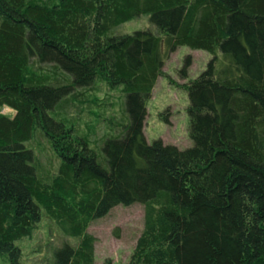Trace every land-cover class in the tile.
I'll use <instances>...</instances> for the list:
<instances>
[{
    "label": "trees",
    "instance_id": "trees-1",
    "mask_svg": "<svg viewBox=\"0 0 264 264\" xmlns=\"http://www.w3.org/2000/svg\"><path fill=\"white\" fill-rule=\"evenodd\" d=\"M143 14L156 32L111 34ZM180 46L214 57L187 84L184 150L144 131ZM99 78L126 93L125 132L101 152L63 110ZM38 132L54 171L35 151ZM136 203L144 229L127 264H264V0H0V258L23 264L19 243L47 220L74 242L51 239L41 264H95L89 225Z\"/></svg>",
    "mask_w": 264,
    "mask_h": 264
},
{
    "label": "rangeland",
    "instance_id": "rangeland-1",
    "mask_svg": "<svg viewBox=\"0 0 264 264\" xmlns=\"http://www.w3.org/2000/svg\"><path fill=\"white\" fill-rule=\"evenodd\" d=\"M147 29L157 31L151 15L143 14L117 26L111 34H132ZM189 56L192 64L185 70ZM213 58V54L208 51L188 46H180L170 54L163 68V75L159 77L147 102L148 114L144 131L149 143L162 139L165 144L175 145L182 150L194 146L190 134L191 101L187 84L206 70ZM74 92H77L76 96L68 98L67 106L63 109L68 116V124L72 123L76 130L74 132L88 137L92 147H97L101 152L105 138L125 132L121 127L123 122L120 121L124 117L126 96L123 86L112 88L99 78L92 87L77 88ZM1 113L13 116L15 111L6 106ZM47 137L38 132L33 146L43 167L54 171L60 161ZM144 215V206L136 203L131 206H116L104 218L94 220L88 230L97 238L95 264H127L144 229ZM50 225L49 221H43L33 237L19 243L24 251L23 264H41L39 259L43 261L48 256L47 244L51 239L56 246H61L64 241L74 242L56 231L50 232ZM0 264H6L3 258H0Z\"/></svg>",
    "mask_w": 264,
    "mask_h": 264
}]
</instances>
